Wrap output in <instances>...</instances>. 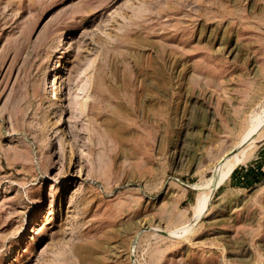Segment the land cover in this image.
Instances as JSON below:
<instances>
[{
  "label": "rangeland",
  "instance_id": "1",
  "mask_svg": "<svg viewBox=\"0 0 264 264\" xmlns=\"http://www.w3.org/2000/svg\"><path fill=\"white\" fill-rule=\"evenodd\" d=\"M0 264H264V0H0Z\"/></svg>",
  "mask_w": 264,
  "mask_h": 264
},
{
  "label": "bare ground",
  "instance_id": "2",
  "mask_svg": "<svg viewBox=\"0 0 264 264\" xmlns=\"http://www.w3.org/2000/svg\"><path fill=\"white\" fill-rule=\"evenodd\" d=\"M261 119V118H260ZM257 119L254 124H259L261 123V120ZM253 125V124H252ZM251 127V126H250ZM249 128V127H248ZM255 130V129H254ZM257 134V133H256ZM249 130H246V133L242 136L241 142H244L247 136H249ZM243 154V152H242ZM241 157V154H240ZM244 159V158H243ZM242 157L241 159L237 156V153H234L231 157H223L220 159L213 167H212V175L210 176L209 179L205 180L203 183V191H200V194H197L198 196L196 197V201L194 204V218H198L202 212L204 211L208 197L211 193V190L218 186L219 184H223V182L229 177L231 174V171L240 163L241 160H243ZM201 189V188H200ZM214 191V190H213ZM210 198V197H209ZM196 206V207H195ZM185 229V228H184ZM186 230V229H185ZM183 231L182 233H185L188 231ZM182 231V229H181ZM186 233V234H187Z\"/></svg>",
  "mask_w": 264,
  "mask_h": 264
}]
</instances>
